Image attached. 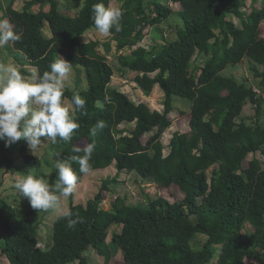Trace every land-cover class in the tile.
Segmentation results:
<instances>
[{
	"label": "trees",
	"instance_id": "16d2710c",
	"mask_svg": "<svg viewBox=\"0 0 264 264\" xmlns=\"http://www.w3.org/2000/svg\"><path fill=\"white\" fill-rule=\"evenodd\" d=\"M16 1L0 0V21L8 19L11 29L21 35L20 41L9 44L13 53L24 57L19 71L31 75L23 67L29 65L42 75L60 55L71 67L85 70L86 89L64 90L63 99L71 102L79 94L85 105L83 109L72 105L79 128L68 142L57 138V159L71 161L79 183L86 172H80L72 157H83L84 152L73 149L94 143L89 171L114 165L116 173L102 180L85 204L70 203L66 210L70 217H56L47 249L38 246V224L31 220L36 209L30 205L17 218L1 207L0 252L8 264L76 260L87 264L84 252L88 247L104 255L106 264L111 252L118 250L125 264H210L217 247L216 264H246L245 258L264 264V163L253 157L243 165L251 153L260 152L264 157V71L253 67L255 76L261 77L259 93L224 74L227 66L245 58L264 66L260 31L264 0H250L247 12L241 10L246 0H170L178 6L176 13L183 27H177L174 40L164 39L163 44H152L149 49L137 44L174 10L164 0L150 4L121 0L119 30L114 26L109 32L118 50L130 48L129 54L118 55L119 64L136 73L133 82L145 95L155 86L161 89L163 111L135 102L126 92L110 86L114 69L98 51L100 41L82 39L88 30H96L93 6L103 3L109 7L110 0H71L74 15L60 12V0H24L22 10L14 8ZM35 6L37 11L32 10ZM232 17H238L241 26ZM46 27L50 36L45 35ZM174 96L190 102L189 130L172 135L165 155L161 137L172 125L169 113ZM248 102L255 105L252 121L242 116ZM99 121L105 126L91 136L90 130ZM122 123L134 126L120 128ZM148 133L152 135L143 143L142 136ZM19 156L32 168L42 163L25 144L20 146ZM13 162L10 147L0 141L4 177ZM122 171L134 172L159 187L174 184L184 198L170 201L157 196L146 204L131 205L124 197H116L111 208L105 209L101 203L109 185ZM68 197L72 199L73 193ZM69 220L74 221L72 227H68ZM247 223L250 232H244ZM113 225L120 228L108 241ZM199 235L206 236L200 245Z\"/></svg>",
	"mask_w": 264,
	"mask_h": 264
},
{
	"label": "rangeland",
	"instance_id": "374dc122",
	"mask_svg": "<svg viewBox=\"0 0 264 264\" xmlns=\"http://www.w3.org/2000/svg\"><path fill=\"white\" fill-rule=\"evenodd\" d=\"M63 6H61V13L66 15H73L74 9L71 6V0H62ZM61 1V2H62ZM146 4H150L153 0H144ZM173 10L174 13L170 16L168 20L161 23L159 27H154L152 33L145 36L137 45H142L149 49L152 44H163L164 39L174 40L176 38L177 27L182 28V19L176 13L178 6L170 0H164ZM24 0H17L14 4V8L22 10ZM121 0H110L109 7L119 8L121 5ZM245 6L241 8L242 11L247 12L250 5V0H246ZM258 5L260 2L258 1ZM257 5V6H258ZM45 10L49 9V5L44 6ZM33 11L38 10V6L32 8ZM0 16L2 12L0 11ZM232 21L237 26H241L240 19L238 17H232ZM9 22L8 19H3ZM9 25L11 23L9 22ZM94 33H92V32ZM84 33L82 36L83 40H89L96 38L100 41L98 51L103 55L109 64L114 69V74L110 83V86L117 88L123 92H126L129 97L135 102H144L151 109L163 111V100L164 94L158 86L153 88V91L149 95H145L142 90L133 82L135 72H131L126 68H122L118 61L119 54H129L130 48L125 47L124 49L118 50L116 48V41L112 38L111 34L103 35L98 33L97 30L91 29ZM261 34L264 36V19L261 22ZM46 35V34H45ZM47 36V35H46ZM104 44L108 45V48H104ZM24 60L23 55L18 52L13 53L10 45H6L0 48V64H13L19 70L21 68L20 62ZM203 59L198 60L202 63ZM256 67L258 71H264V66L253 63L250 59L245 58L242 62L229 65L224 70V74L234 77L238 82H243L247 86L254 88L255 90H261L260 81L261 77L255 76ZM24 68L29 70L30 74L36 72L35 68L29 65H24ZM30 78L31 75L25 76ZM65 89L74 91L76 88L86 89L87 80L85 76V70L83 67H71L69 77L67 79ZM63 90V91H64ZM264 96V93L262 94ZM65 104H67L70 109L73 106L68 98L63 99ZM190 102L186 99L174 96L173 109L169 113V117L172 121V125L168 128L161 137V142L163 144V153L166 155L169 152V143L172 135L175 132L186 133L189 130V115ZM264 112V109H263ZM242 116L246 117L248 120H255V105L248 102L244 105ZM263 121V118H262ZM134 123H122L121 127H125L128 130L132 129ZM152 135L148 133L142 136L143 143H146L147 139ZM22 144L27 146L24 140H20L10 146V154L14 158L13 166L9 174L3 176V168H0V208L2 207L4 211L10 216L21 217L29 208L30 202L27 198L20 196L14 188L15 181L31 172L34 175H44L49 179L50 184L55 181V168L54 163L57 160V152L54 149V144L47 138H42L41 144L32 153L28 146V150L41 159V165L38 168H32L21 160L19 156V148ZM253 157H257L262 163H264V157L260 152L255 154H249L244 160L243 165L247 166L249 160ZM116 169L114 165L108 166L102 169L90 170L84 174L82 180L76 184L72 199L69 197L60 198V206L54 209L48 210H35L31 215V220L38 224V246L42 249H47L51 244L52 235V224L53 221L66 211L70 203H81L85 204L90 198H92L101 186L102 180L106 178L114 177ZM210 175V169L208 170ZM157 196H163L170 201H180L184 198V192L176 185L171 184L170 186L164 188L159 187L155 183L149 180L142 179L134 172L122 171L119 174L117 181L109 185V190L106 193L105 199L102 201L101 206L104 208H111L112 203L116 197H124L126 202L131 205H143L146 204L150 198H155ZM194 218V217H193ZM118 225H113L110 228L107 240H110V234L113 231L119 230ZM252 227L250 224H246L244 232H250ZM206 240V236L199 235L197 237V244H203ZM2 245V240L0 239V248ZM220 247H217L216 254L210 264H216L217 253ZM84 256L87 260V264H106V258L104 255L98 253L92 247H88L84 252ZM111 259L108 264H125L121 255V251L118 250L116 253L111 252ZM246 264H256L251 258H245ZM0 264H8L6 257L0 252ZM68 264H82L80 261L76 260Z\"/></svg>",
	"mask_w": 264,
	"mask_h": 264
},
{
	"label": "clouds",
	"instance_id": "9594fccd",
	"mask_svg": "<svg viewBox=\"0 0 264 264\" xmlns=\"http://www.w3.org/2000/svg\"><path fill=\"white\" fill-rule=\"evenodd\" d=\"M94 25L98 33L108 35L114 26L119 30L122 13L119 8L106 7L103 3L93 6ZM21 35L11 29L9 22L0 21V48L18 42ZM50 70L38 74L33 72L26 78L13 64H0V141L6 147L24 140L29 150L34 153L47 138L55 144L57 138L68 142L72 134L79 128L77 117L63 100L64 88L71 71V64L61 55L49 65ZM71 104L76 109H83L85 100L74 94ZM102 121L90 130L95 136L97 129L104 127ZM95 148L89 143L83 149L77 147L73 151L84 152L83 157H72L80 165V172H88L89 160ZM59 157V154H57ZM57 178L54 183L44 175L31 172L18 178L14 188L17 193L27 198L33 209L48 210L60 206V198L68 197L77 183L71 161L60 160L54 163ZM64 217H70V211H63ZM74 221L69 220L68 227Z\"/></svg>",
	"mask_w": 264,
	"mask_h": 264
},
{
	"label": "crops",
	"instance_id": "0c3cea01",
	"mask_svg": "<svg viewBox=\"0 0 264 264\" xmlns=\"http://www.w3.org/2000/svg\"><path fill=\"white\" fill-rule=\"evenodd\" d=\"M62 0H60V6H63V1L61 2ZM72 3V2H71ZM72 5V4H71ZM73 6V5H72ZM71 7V6H70ZM60 12H61V8H60ZM74 13H75V11H74ZM74 15V14H73ZM90 31H91V29H90ZM92 32V31H91ZM50 30L46 27V29H45V34L47 35V36H50ZM93 33V32H92ZM94 34V33H93ZM110 34V33H109ZM92 39H96V38H92ZM105 209H108V208H105Z\"/></svg>",
	"mask_w": 264,
	"mask_h": 264
},
{
	"label": "built area",
	"instance_id": "2783aa9c",
	"mask_svg": "<svg viewBox=\"0 0 264 264\" xmlns=\"http://www.w3.org/2000/svg\"><path fill=\"white\" fill-rule=\"evenodd\" d=\"M254 89V88H253ZM255 90V89H254ZM256 92H258L259 93V90H255Z\"/></svg>",
	"mask_w": 264,
	"mask_h": 264
}]
</instances>
